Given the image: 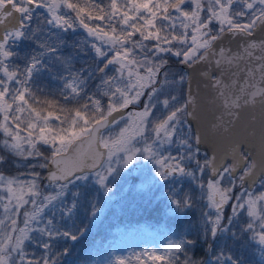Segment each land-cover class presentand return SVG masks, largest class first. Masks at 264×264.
I'll return each instance as SVG.
<instances>
[{"label": "snow or ice", "instance_id": "obj_1", "mask_svg": "<svg viewBox=\"0 0 264 264\" xmlns=\"http://www.w3.org/2000/svg\"><path fill=\"white\" fill-rule=\"evenodd\" d=\"M78 28L91 38L79 43L95 67L77 69L64 54L65 34ZM172 57L185 66L179 79L169 73ZM45 72L58 89L38 84ZM193 75L201 78L195 89ZM142 99L141 110L124 111ZM205 100L213 109L208 132L223 140L221 149L202 151ZM0 147L25 169L0 172V264H60L52 241L78 238L59 223L72 219L83 196L70 189L94 176L110 191L109 178L141 154L162 180L195 185V193L174 186L169 194L182 211L197 195L205 202L202 239L253 245L264 264V0H0ZM26 242L45 251L37 256ZM194 245L181 238L149 256L203 264L189 254ZM207 251L209 264H243L223 246Z\"/></svg>", "mask_w": 264, "mask_h": 264}, {"label": "trees", "instance_id": "obj_2", "mask_svg": "<svg viewBox=\"0 0 264 264\" xmlns=\"http://www.w3.org/2000/svg\"><path fill=\"white\" fill-rule=\"evenodd\" d=\"M92 23H99L93 21ZM89 40L87 33L83 29H77L75 32L69 31L65 34V42L67 47L64 54L71 53L75 56L74 66L77 69L95 67L97 61L88 45H81L80 41ZM84 48V51H81ZM168 69L170 75H174L179 79L180 73H185L181 67V63L177 58L172 57L168 61ZM39 85L46 86L48 91L56 90L60 87V81L53 79L52 76L45 72L41 74L37 81ZM0 156H3L4 163L0 164V172L5 175H23L25 169L19 167L23 162L20 158L12 155L0 147ZM38 170V169H37ZM130 170V168H129ZM42 171L44 175L45 170ZM139 179L133 173H130L126 184L118 181L110 180L107 182L110 191H106L104 187L96 182L94 176H90L86 183L78 182L73 185L71 191L83 193L80 198L72 219L59 221L62 230L74 229L78 238L73 240L70 238L54 239L53 252L56 253L53 259L59 258L60 264H91L96 259L106 256L120 239V236L129 232H139L141 230H149L150 232H159L164 236V245L159 255H164V249L169 243L179 241L181 238L195 241L194 246H189V254L203 264H209L211 253L207 251V246L212 245L213 252L219 251L220 247H224L225 251H231L234 255L239 256L243 260V264H259V260L255 255V246H242L239 242L233 243L230 239L222 241L218 236L215 241L210 237L201 238L200 224L201 213L207 211L204 201H199L198 195L196 199L197 205L190 210H180L173 202L170 191L173 187H177V191L197 192L195 185L189 181L182 185L177 183L157 185L146 190L145 186L139 184ZM46 182L41 183V188L45 192L54 194V190L45 187ZM144 186V187H143ZM166 191V195L163 194ZM71 201V195L65 198V203ZM95 205L99 210L95 215L91 214V209ZM29 208V206H25ZM230 208L224 211L225 221L227 220ZM20 223L22 226L24 208L20 209ZM58 219V218H57ZM33 235H36L33 233ZM29 252H35L37 256L41 255L45 250L40 247H33L26 242ZM183 255L181 254V259ZM148 264H167L165 261H155L150 259Z\"/></svg>", "mask_w": 264, "mask_h": 264}, {"label": "rangeland", "instance_id": "obj_3", "mask_svg": "<svg viewBox=\"0 0 264 264\" xmlns=\"http://www.w3.org/2000/svg\"><path fill=\"white\" fill-rule=\"evenodd\" d=\"M83 32L86 33L84 30ZM89 39L91 38L89 37ZM143 103L144 100L142 99L137 106H141ZM135 110H141V108ZM121 123L123 122L121 121ZM115 127L118 129L120 125H116ZM140 156L138 155L134 162L126 168L118 169L109 178L110 182L118 181L124 185L129 174L133 173L138 177L141 188L144 185L146 190L158 184H181V182L162 180L158 174V166L154 161L145 159L142 154ZM163 194L166 195V191ZM20 219L18 218V222H20ZM164 238L159 232H150L146 229L123 234L108 255L96 259L91 264H115L118 260H123L124 264H148L151 259L150 253L160 254L161 248L165 244Z\"/></svg>", "mask_w": 264, "mask_h": 264}, {"label": "water", "instance_id": "obj_4", "mask_svg": "<svg viewBox=\"0 0 264 264\" xmlns=\"http://www.w3.org/2000/svg\"><path fill=\"white\" fill-rule=\"evenodd\" d=\"M235 46H236V43L233 42L232 47H235ZM181 67L185 71V66L183 64H181ZM200 80H201V78L198 75H193V88L194 89H195L196 85L198 83H200ZM200 89H201V95L205 96L206 93H205V90H204L202 84L200 85ZM129 109H130V107L127 108V109H124V111L128 112ZM212 111H213V109H212L211 105L208 104L207 101L205 100L201 104V108H200L201 120H200V123H199V127L201 128V130L205 133V135L207 137L206 145L202 146V150L203 151H206V150H208V148L213 147V146L217 147L218 149H221L224 146L223 145V140L220 137H218L216 135H213V134L208 132V123H209V121L212 118ZM114 115L115 116H119L120 113L117 112V113H114ZM258 116H259V113L257 111V117ZM248 127H249L248 118L245 117V119L242 120V122H241V125H240V127L238 129V132L243 134ZM255 128L257 130V138L255 140H253L252 143H253V148L257 149L258 148V134H259V128H260L259 119H257V122L255 124ZM44 175H46V170L44 171ZM43 182H46V181H43Z\"/></svg>", "mask_w": 264, "mask_h": 264}, {"label": "flooded vegetation", "instance_id": "obj_5", "mask_svg": "<svg viewBox=\"0 0 264 264\" xmlns=\"http://www.w3.org/2000/svg\"><path fill=\"white\" fill-rule=\"evenodd\" d=\"M177 94H180L179 92L177 93ZM129 107H130V109L129 110H135V109H137V108H140V106H137V105H129ZM173 151H175L174 149H173ZM139 157H141L140 155H139ZM166 181H176V182H181V183H186V182H188L187 180H185V181H181V180H179V179H168V180H166Z\"/></svg>", "mask_w": 264, "mask_h": 264}]
</instances>
